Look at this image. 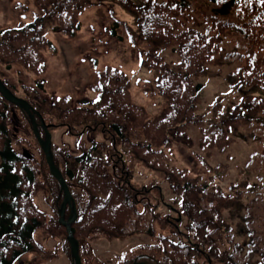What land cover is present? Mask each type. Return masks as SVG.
Returning <instances> with one entry per match:
<instances>
[{
	"label": "trees",
	"instance_id": "16d2710c",
	"mask_svg": "<svg viewBox=\"0 0 264 264\" xmlns=\"http://www.w3.org/2000/svg\"><path fill=\"white\" fill-rule=\"evenodd\" d=\"M34 1L33 19L0 28V80L31 106L41 139L43 123L51 135L55 166L76 204L71 230L82 264H107L93 253L95 240L140 234L153 242L113 264H264V100L249 96L229 109L221 99L200 113V80L222 61L239 65L240 84L264 90V2L111 0L136 16L137 26L115 19L104 33L122 40L121 28L139 67L158 74L143 85L161 106L151 118L133 102L128 73L113 66L97 71L92 99L49 95L46 54L56 49L48 27L76 38L87 9L103 4ZM237 140L257 149L228 181L229 156L219 158ZM178 149L202 172L175 166ZM63 201L30 117L0 93V264L26 255L37 256L31 263L56 261L59 252L42 238L62 244L72 264ZM231 210L243 214L239 243L224 219ZM71 214L67 207L66 221Z\"/></svg>",
	"mask_w": 264,
	"mask_h": 264
},
{
	"label": "rangeland",
	"instance_id": "374dc122",
	"mask_svg": "<svg viewBox=\"0 0 264 264\" xmlns=\"http://www.w3.org/2000/svg\"><path fill=\"white\" fill-rule=\"evenodd\" d=\"M94 5L87 9L82 18L83 30L76 38H68L48 27L47 35L53 43L56 53H47L48 73L45 78L46 89L49 95L68 96L75 102H82L92 99V85L97 80V71L105 66H113L126 71L132 83V98L137 105L147 109L151 118L159 115L161 106L145 92L143 85H149L154 81L158 74L149 70L141 69L137 63L136 49L125 39L121 28L117 34L122 36V40L108 36L104 33L106 28L114 25L115 19L123 20L136 27L137 18L119 2L108 0L106 5L104 0H92ZM38 12L34 0H0V28L3 26H16L22 20H31ZM113 12V13H112ZM24 18V19H23ZM166 49H164V52ZM238 64H231L222 61L217 66H213L200 81L204 88L200 95V113L207 114L213 105L220 100L231 109L241 104L249 96H256L264 100V90L261 86H246L240 84L238 75ZM11 75V73H10ZM18 82V78L13 75ZM33 75L28 81L31 83ZM19 87V86H17ZM190 136L198 142L199 134L196 128H189ZM58 142V141H57ZM59 144V143H58ZM60 145V144H59ZM257 149L256 145L249 140L243 142L237 140L236 144L223 152L219 160L227 161L231 166L232 176L228 181L237 179V170L248 159L250 152ZM196 151H199L196 148ZM173 164L178 167L193 169L201 173L202 169L195 167L190 160V152L178 149L173 156ZM140 184L139 181H137ZM46 211L50 209L43 204ZM236 211L224 212L225 221L231 224L236 234V242H242L240 238L241 226L243 224V214H235ZM48 249L58 251L59 257L53 262L36 261L31 263L29 260L36 258L35 255H26L18 264H71L65 247L62 244L49 242L42 238ZM153 240L146 234L134 235L123 239L114 240H95L93 242V253L107 264H113L118 256L136 255L142 245L150 244Z\"/></svg>",
	"mask_w": 264,
	"mask_h": 264
},
{
	"label": "water",
	"instance_id": "95a60500",
	"mask_svg": "<svg viewBox=\"0 0 264 264\" xmlns=\"http://www.w3.org/2000/svg\"><path fill=\"white\" fill-rule=\"evenodd\" d=\"M0 93L8 102L14 104L15 106L19 107L21 110L25 111L31 119V123L33 125L35 136L37 137L42 150L45 152L47 163L49 165L51 174L58 180L62 188V191L64 193V201L60 208V223L67 228V232H68L67 239L71 246V257H72L73 264H82L80 253H79V243L74 238L72 234V230H71L72 224H74V222L77 220L76 204H75L73 197L70 194V190L65 182V179L63 178L58 168L55 166L54 159L52 156V151H51V140H52L51 135L49 134V132H47L45 125L43 123V128L45 129V132H46V138L41 139L40 134L38 132V128H37V123L35 121L34 115L32 114L31 106L25 100L17 98L2 83L1 80H0ZM68 206L72 208V214L69 217L68 221H66L65 212Z\"/></svg>",
	"mask_w": 264,
	"mask_h": 264
},
{
	"label": "snow or ice",
	"instance_id": "6c2138e0",
	"mask_svg": "<svg viewBox=\"0 0 264 264\" xmlns=\"http://www.w3.org/2000/svg\"><path fill=\"white\" fill-rule=\"evenodd\" d=\"M262 2H264V0H262Z\"/></svg>",
	"mask_w": 264,
	"mask_h": 264
}]
</instances>
